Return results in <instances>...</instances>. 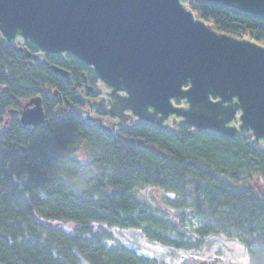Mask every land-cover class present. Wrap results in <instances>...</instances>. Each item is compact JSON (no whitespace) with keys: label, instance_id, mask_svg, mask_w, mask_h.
Masks as SVG:
<instances>
[{"label":"trees","instance_id":"obj_1","mask_svg":"<svg viewBox=\"0 0 264 264\" xmlns=\"http://www.w3.org/2000/svg\"><path fill=\"white\" fill-rule=\"evenodd\" d=\"M189 8L217 33L264 47V18L222 4ZM81 71L70 56L26 58L0 36V264H170L116 244L114 232L126 229L187 254L181 264L222 263L195 255L218 239L264 264V144L187 126L108 134L74 107ZM33 97L45 121L24 127L20 110ZM145 188L163 201L151 205Z\"/></svg>","mask_w":264,"mask_h":264},{"label":"water","instance_id":"obj_2","mask_svg":"<svg viewBox=\"0 0 264 264\" xmlns=\"http://www.w3.org/2000/svg\"><path fill=\"white\" fill-rule=\"evenodd\" d=\"M199 2L264 18V0H0V36L23 43L26 58L31 46L83 63L111 90L118 117L130 111L156 128L176 117L195 131L264 144V47L214 31L185 6ZM44 121L40 97L22 105V126Z\"/></svg>","mask_w":264,"mask_h":264},{"label":"flooded vegetation","instance_id":"obj_3","mask_svg":"<svg viewBox=\"0 0 264 264\" xmlns=\"http://www.w3.org/2000/svg\"><path fill=\"white\" fill-rule=\"evenodd\" d=\"M18 47V46H17ZM19 48V47H18ZM27 49L31 53V57L33 60L34 55L40 54L41 57L39 60L47 58V57H55L60 59L62 62H65L67 57L70 56L69 54H63L60 56H53V55H45L41 54L40 52H37L33 47L28 46ZM72 57V56H70ZM73 58V57H72ZM75 59V58H73ZM77 62H79L82 67L83 71L79 73L80 76V83L79 87L74 88V99L76 102V105H74L75 109L80 113L81 116L84 117V119L87 122H90L98 127V122H93L92 120H98L105 128H107L109 131H105L108 134L112 133H117L119 130L126 129L132 125L135 124H147L150 126L155 127L154 124H150L147 122L140 121L138 118L133 116L130 111H126L123 114V117H118L116 110L112 111L113 105L115 102L111 99V97H108V95L111 94V90H108L105 88V86L95 77L94 73L92 70L88 67H86L83 63L75 59ZM58 68V67H57ZM65 72L68 73V77L66 78L67 80L73 81L71 78V72L67 71L63 68H59ZM60 75V74H58ZM61 76V75H60ZM63 77V76H62ZM65 78V77H63ZM119 96H125L124 93H118ZM86 100L89 102H93L96 105L95 110H91L88 108L86 104ZM175 107H186L187 105L185 104L184 101H178L173 104ZM71 107V106H70ZM110 111H112L113 114H110ZM92 119V120H91ZM181 119L176 118V117H169L163 124L162 127L164 128H158L160 130H165V131H171L174 132L177 130L178 127L182 126L180 124ZM189 127V126H187ZM191 130V127H189ZM195 131V130H194ZM248 138L251 139V136L248 134H245Z\"/></svg>","mask_w":264,"mask_h":264},{"label":"rangeland","instance_id":"obj_4","mask_svg":"<svg viewBox=\"0 0 264 264\" xmlns=\"http://www.w3.org/2000/svg\"><path fill=\"white\" fill-rule=\"evenodd\" d=\"M79 158L80 160L85 161L82 155H80ZM141 194L153 206L158 205V203H161L164 199L163 192L156 188H145L142 190ZM68 227L69 225L65 226V228ZM114 235V242L116 244L133 247L143 255L155 257L170 264H181L182 261H188L187 254L183 252H175L157 243L151 242L143 237L138 230H118L114 232ZM217 252L219 253L218 255H216ZM195 255L200 259H209V262L211 261L210 258H219V260H222V263L220 262V264H247L243 245L234 240H214L209 247L201 249Z\"/></svg>","mask_w":264,"mask_h":264},{"label":"bare ground","instance_id":"obj_5","mask_svg":"<svg viewBox=\"0 0 264 264\" xmlns=\"http://www.w3.org/2000/svg\"><path fill=\"white\" fill-rule=\"evenodd\" d=\"M189 5H190L189 3H186V4H185L186 8L190 10ZM194 16H195V15H194ZM17 44H19V45H17ZM13 45H17L18 47H20V46H23V43H21V42H17V43H14ZM87 101H88V100H86V102H87ZM86 104H87V106H88L89 109L94 110V109H92V107H91V104H92V103H86Z\"/></svg>","mask_w":264,"mask_h":264}]
</instances>
